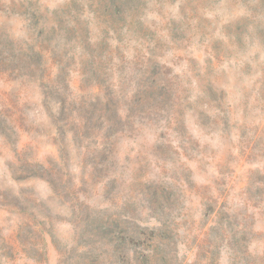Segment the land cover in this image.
<instances>
[{"label":"rangeland","instance_id":"obj_1","mask_svg":"<svg viewBox=\"0 0 264 264\" xmlns=\"http://www.w3.org/2000/svg\"><path fill=\"white\" fill-rule=\"evenodd\" d=\"M0 264H264V0H0Z\"/></svg>","mask_w":264,"mask_h":264}]
</instances>
